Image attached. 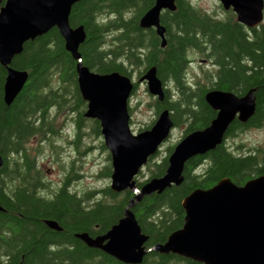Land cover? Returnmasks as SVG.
Returning <instances> with one entry per match:
<instances>
[{
	"label": "trees",
	"instance_id": "1",
	"mask_svg": "<svg viewBox=\"0 0 264 264\" xmlns=\"http://www.w3.org/2000/svg\"><path fill=\"white\" fill-rule=\"evenodd\" d=\"M154 1L80 0L74 3L69 24L71 27L82 25L86 33L78 49L83 64L93 72L117 71L129 77L132 68L140 71L142 67L145 70L155 67L157 76L167 88L162 101L152 100L153 110L157 116L168 109L174 127L185 124L181 138L203 129L215 117L216 110L204 99L210 89L230 91L238 96L252 90L256 107L245 122L235 117L223 141L214 149L185 162L180 184H172L161 193L144 195L130 208L141 232L147 236L145 248L165 242L173 231L182 227L185 215L182 200L192 190L209 188L222 178L243 185L264 174V146L246 147L240 143L233 149L226 143L240 130L264 126V24L246 28L236 20L232 10H227L225 18L218 19L189 0H175L174 10H164L160 14L166 39V45L161 47L155 29L139 25L140 17ZM191 49L206 55L217 68L209 84L192 85L186 81V58ZM76 63L65 49L64 39L56 27L26 41L10 65L26 70L28 79L9 105L3 100L6 68L0 64V155L3 159L0 167V251L7 249V242L10 253L16 255L15 264L21 256L25 264H54V260L56 264H126L86 246L76 235L87 233L93 238L106 233L123 217L133 192L126 189L116 193L107 185L77 194L66 187L70 180L67 175L66 182L53 196H43L38 192L44 186L34 176L40 174V170L25 145L35 134L57 135L53 113L60 112L74 116V136L76 144L79 143L85 126L86 102L78 89ZM170 83L173 88L169 87ZM92 122L91 131L101 135L99 122L95 119ZM176 144L170 145L166 156L159 161H154L158 151L149 157L144 165L152 166L148 178L140 181L138 178L142 174L136 176L138 187L165 173L167 158ZM242 147H246V151ZM101 148L106 149L103 143ZM111 172L109 163L97 177L110 178ZM19 176L24 183L34 180L38 183L32 188L18 186L8 198L5 180ZM45 219L57 221L61 231L48 227ZM50 243L55 246L49 247ZM51 252L56 253V258ZM137 264L204 263L171 252L148 251Z\"/></svg>",
	"mask_w": 264,
	"mask_h": 264
},
{
	"label": "water",
	"instance_id": "2",
	"mask_svg": "<svg viewBox=\"0 0 264 264\" xmlns=\"http://www.w3.org/2000/svg\"><path fill=\"white\" fill-rule=\"evenodd\" d=\"M78 1L0 0V64L6 68L3 100L9 105L28 79L26 70L10 65L26 41L56 27L64 39L65 49L77 61L78 89L86 102L83 116L99 122L103 143L110 153L109 187L116 193L126 189L133 192L124 216L105 234L95 238L84 233L79 236L87 245L98 247L127 264L140 263L148 251L171 252L204 264H264V174L243 185L222 178L209 188L192 190L182 200L185 212L182 227L173 231L165 242L149 248L144 246L147 236L141 232L130 209L144 195L161 193L172 184H180L185 162L220 144L235 117L241 122L248 120L256 107L252 90L242 96L218 89L206 91L204 99L216 110L215 117L203 129L194 130L177 142L167 158L163 175L138 187L135 176L169 137L174 122L169 110L163 109L149 128L137 133L131 131L128 100L134 83L117 71L97 73L83 64L78 49L86 33L82 25L71 27L69 24L71 8ZM218 1L224 9H231L236 20L246 28L258 26L264 18L263 0ZM175 7V0H155L139 19L142 28H155L161 47L166 45V39L160 14ZM141 81L146 82L149 94L163 100L165 86L155 67L148 68ZM47 223L60 229L55 221Z\"/></svg>",
	"mask_w": 264,
	"mask_h": 264
},
{
	"label": "rangeland",
	"instance_id": "3",
	"mask_svg": "<svg viewBox=\"0 0 264 264\" xmlns=\"http://www.w3.org/2000/svg\"><path fill=\"white\" fill-rule=\"evenodd\" d=\"M189 1L195 7L206 11L215 16V18L221 19L226 17L227 10L221 6L218 0ZM187 55H189L193 62L187 64L185 68L186 81L192 85L209 84L210 79L213 80L215 77L217 68L212 62H209L206 55H201L197 50L191 49ZM202 58H205L206 61H200ZM132 69L131 77L135 83H138V86L131 92L129 97V125L131 131L137 133L143 130L146 125L155 121L157 116L151 103L155 97L149 94L144 82H138L139 72L143 73L145 69L143 67L140 71ZM169 87L173 88V84L169 85ZM73 117L68 112H60L57 115L53 113L55 128L59 133L57 132V135L49 133L43 135L35 134L29 137L25 143L30 155L34 156L35 165L40 170V174L34 176L38 178L40 185L44 186L39 188V193L43 196H53V193L59 189L61 182H63L67 175L70 177L71 191L77 194L110 185V178L97 177V173L111 162L110 153L107 148H101V144L103 143L102 135H95L91 131L93 125L92 119L84 117L86 119L84 120L83 135L79 143L77 142L76 144ZM184 129L185 124L171 129L169 137L160 145L154 161H159L166 156V149L180 140ZM226 143L233 149L240 143H244L246 147L264 146V126L240 130L238 134H235L232 138H228ZM246 147H242V150L246 151ZM71 167H73L72 171ZM151 167H142L141 171L136 175L142 174L138 178L140 181L148 178L149 168ZM75 175L77 177H74Z\"/></svg>",
	"mask_w": 264,
	"mask_h": 264
},
{
	"label": "flooded vegetation",
	"instance_id": "4",
	"mask_svg": "<svg viewBox=\"0 0 264 264\" xmlns=\"http://www.w3.org/2000/svg\"><path fill=\"white\" fill-rule=\"evenodd\" d=\"M261 24H264V22H263V20H262V22L259 24V25H261ZM258 25V26H259ZM155 29V28H154ZM156 32V31H155ZM161 39V38H160ZM161 43V42H160ZM160 46H161V44H160ZM186 60H187V64H189V63H191V62H193V60L189 57V55H187V58H186ZM200 61H206V59L204 58H202V59H200ZM210 62V61H209ZM214 65V64H213ZM146 71V70H145ZM145 71L143 72V73H141L139 76H138V82H139V79H140V77L145 73ZM131 77V76H130ZM131 79H132V77H131ZM133 80V79H132ZM134 82V81H133ZM145 83L146 84V82L145 81H141V82H139V83ZM163 83V82H162ZM169 85H171V83L169 84ZM138 86V83H135L134 82V88H133V90L132 91H134L135 89H136V87ZM165 86V88L164 89H166L167 88V85H164ZM128 110H129V105H128ZM23 177L22 176H19V177H17V179H11V180H9L10 178H7L5 181V189H6V193H7V197L9 198V196H12V194L16 191V188L18 187V186H24V187H27V188H32V187H34V186H36L37 185V183H38V181L37 180H34L33 181V183L31 182V183H24V181H22L21 179H22ZM64 182H66V180L64 179L63 180V182H61V184H60V187L62 186V185H64ZM68 183H66V187H70L71 185H70V183H69V181H67ZM59 187V188H60ZM39 193V192H38ZM124 216V215H123ZM121 219V218H120ZM119 219V220H120ZM50 220H52V221H55L54 219H45V224L48 226V227H50L49 225H48V221H50ZM118 220V221H119ZM56 223H57V221H55ZM58 224V223H57ZM58 226H59V224H58ZM60 227V226H59ZM51 229H54V228H52V227H50ZM56 230V229H55ZM57 230H59V231H61V227H60V229H57ZM6 234H8L9 235V233H8V231L6 232ZM80 234H83V233H80ZM80 234H77L76 235V237H78L81 241H83V243L86 245V246H88V247H90L89 245H87L86 243H85V241L79 236ZM84 234H87V233H84ZM105 234V233H104ZM97 236H100V235H97ZM96 237V236H95ZM95 237H93V238H95ZM5 245L7 246V249H4V250H2V251H0V264H11V263H14L15 264V260H16V255H12L11 253H10V251H9V244L6 242L5 243ZM48 246L50 247H53V246H55V244L54 243H50V244H48ZM93 247V246H92ZM94 249H98V250H100V251H102V252H104L103 250H101L100 248H98V247H94ZM51 251H53V250H51ZM51 253H53V255L54 254H56V253H54V252H51ZM106 253V252H105ZM54 257L56 258V255H54ZM114 258V257H113ZM24 258H23V256H21L20 257V259L16 262L17 264H25V262H24V260H23ZM117 260V259H116ZM119 261V260H118ZM121 262V261H120ZM123 263V262H122ZM54 264H56V261L54 260ZM127 264V263H126Z\"/></svg>",
	"mask_w": 264,
	"mask_h": 264
},
{
	"label": "bare ground",
	"instance_id": "5",
	"mask_svg": "<svg viewBox=\"0 0 264 264\" xmlns=\"http://www.w3.org/2000/svg\"><path fill=\"white\" fill-rule=\"evenodd\" d=\"M131 78V77H130ZM132 80V79H131ZM133 81V80H132ZM134 83V82H133ZM134 88V87H133ZM128 104H129V100H128Z\"/></svg>",
	"mask_w": 264,
	"mask_h": 264
}]
</instances>
